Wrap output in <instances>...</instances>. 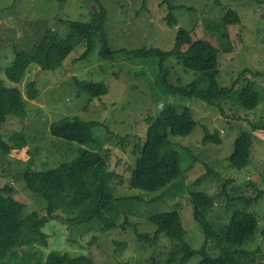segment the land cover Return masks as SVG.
<instances>
[{"label":"rangeland","instance_id":"obj_1","mask_svg":"<svg viewBox=\"0 0 264 264\" xmlns=\"http://www.w3.org/2000/svg\"><path fill=\"white\" fill-rule=\"evenodd\" d=\"M106 10L105 34L111 51H128L141 48H158L169 51L179 28L190 31L192 37L213 38L205 30L206 21L220 20L226 9L234 10L241 19L240 25L228 27L233 52L220 54L217 81L220 87H229L245 69L260 72L255 79L259 87V104L253 110L239 109L232 96L220 100L217 105H207L196 99L172 97L163 86L160 72L153 64L131 61L125 56H115L113 62L99 56L100 46L85 60H78L84 52L82 41L74 43L72 52L62 66L55 71L40 70L31 66L20 83H12L5 76V69L13 61V49L28 52L48 32L60 38L67 35L65 21L88 22L97 10L94 0H0V81L5 87H18L23 93L26 117L23 120L7 116L0 126V140L9 147L19 135L25 140L22 148H13L5 155L0 151V187L12 189L11 201L20 205L22 213L33 211L44 214V202L31 193L21 179V172L30 166L34 171L55 168L72 160L80 149L101 152L108 161L109 170L122 178V184H113L116 197L137 199L122 215L113 229L99 232L96 223L71 225L51 220L42 232L48 236L47 246L41 248L43 256L56 251L70 256H86L94 264H179L180 252L172 239L161 234L154 246L136 238L152 237L156 231L149 218L157 213L177 211L185 232L184 239L193 249L204 242V236L192 217L190 194L204 192L213 199V207L207 219L212 223L227 221L224 212L226 199L221 194L222 185L232 198L243 196L248 184H256L264 192V131L251 132L249 123L264 125V0H170L176 26L168 27L167 6L161 0H99ZM191 9V10H187ZM167 83L185 86L195 77L184 71L174 58L165 63ZM249 77V75H246ZM74 80L101 83L107 94L87 103V96L78 94ZM34 82L39 91L34 100H28L25 86ZM156 102L172 103L177 109L190 107L196 127L184 138H168L180 156L183 176L162 192L148 194L128 189L129 166L135 155L133 145L139 140H163L156 120L146 122L157 113ZM65 117H77L82 121H97L92 130V141L85 146L54 139L49 127ZM217 133L219 145L201 144L204 131ZM250 132L253 145L250 163L237 170L228 162L233 143L240 132ZM124 138L125 141H120ZM206 167L220 176V180L208 177L200 184L196 180L206 172ZM227 182V183H226ZM250 212L258 221V230L245 247L260 249L257 264H264V195ZM178 244V243H177ZM211 256L218 254L213 242L208 244ZM195 256L187 264H196Z\"/></svg>","mask_w":264,"mask_h":264},{"label":"trees","instance_id":"obj_2","mask_svg":"<svg viewBox=\"0 0 264 264\" xmlns=\"http://www.w3.org/2000/svg\"><path fill=\"white\" fill-rule=\"evenodd\" d=\"M58 2L62 5L65 0ZM94 3L97 10L92 13L88 22H64L68 30L65 38L48 31L33 46L31 52L14 48L13 61L4 71L6 78L12 83H20L31 66L55 71L72 52L74 43L82 41L85 49L78 60L87 59L98 43L99 56L104 61L113 62L115 56L122 55L131 61L153 64L161 74L163 86L170 90L172 97L196 99L207 105H217L220 100L232 96L234 103L243 110H253L259 104V87L255 79L260 77V72L245 69L229 87H220L217 81L219 55L230 54L234 50L228 27L241 23L234 10L228 8L220 20L205 22V30L214 39L215 45L208 40H195L190 31L179 28L174 46L169 51L151 47L111 51L105 34L106 10L99 0H94ZM160 5L167 6L169 10L166 15L167 26H176L172 11L186 8L175 7L170 0H161ZM171 58L179 62L184 71L195 75L185 86L176 87L167 83L165 63ZM74 82L78 88L77 96L86 95L87 103L107 94L106 87L101 83ZM38 93L34 82L26 84L25 94L28 100H34ZM25 102L18 87H5L0 81V126L7 116L23 120L26 117ZM156 107L155 117L151 118L149 114L146 122H158L163 140H139L133 145L136 157L129 166L126 181L128 189L148 194L162 192L182 178L180 156L168 138L187 137L197 124L192 109L188 106L177 109L172 103L156 102ZM99 125L97 121L65 117L52 123L49 131L54 139L85 146L92 141L93 128ZM248 125L251 132L264 131V125ZM203 131V146L221 143L217 133H210L207 129ZM120 141L125 139L120 138ZM12 142L14 145L9 147L0 140V151L7 155L11 149L25 145V140L19 135ZM252 145L250 132L243 131L237 135L233 151L228 157L233 168L241 170L250 163ZM208 177L220 180L218 174L206 167L205 174L196 180V184ZM21 179L31 193L43 200L45 212L23 214L21 206L11 201L12 189L7 185L0 187V264H94L82 255L72 257L68 253L52 251L43 256L41 248L47 246L48 236L41 231L42 228L51 220H60L74 226L95 222L99 232H106L114 228L122 215L126 216L125 213L131 211L130 207L137 200L115 196L112 185L122 184V178L109 170L107 158L98 151L80 149L72 160L42 171H34L27 166L21 172ZM250 184L243 196L235 198L227 195L222 185L221 194L226 199L224 212L228 218L221 223H212L207 219L214 202L210 196L204 192L190 194L192 217L204 236V242L198 249L191 248L185 241L181 216L177 211L151 216L149 221L156 227L153 236L136 233V238L150 246L156 244L161 234H165L173 242L175 240L180 252L179 264H187L195 256L200 258L196 264H257L260 249L250 251L245 244L258 230V221L250 209L257 204L264 192L256 184ZM261 232L264 234V230ZM209 242L214 243L218 252L216 256L209 254Z\"/></svg>","mask_w":264,"mask_h":264},{"label":"bare ground","instance_id":"obj_3","mask_svg":"<svg viewBox=\"0 0 264 264\" xmlns=\"http://www.w3.org/2000/svg\"><path fill=\"white\" fill-rule=\"evenodd\" d=\"M251 185V184H250Z\"/></svg>","mask_w":264,"mask_h":264}]
</instances>
